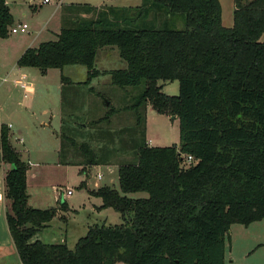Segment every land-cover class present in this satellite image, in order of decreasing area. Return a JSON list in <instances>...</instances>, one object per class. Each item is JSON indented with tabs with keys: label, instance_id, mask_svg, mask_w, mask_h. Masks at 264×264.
<instances>
[{
	"label": "trees",
	"instance_id": "16d2710c",
	"mask_svg": "<svg viewBox=\"0 0 264 264\" xmlns=\"http://www.w3.org/2000/svg\"><path fill=\"white\" fill-rule=\"evenodd\" d=\"M77 9L92 15L62 21L55 41L27 48L16 65L42 74L80 65L88 81L109 75L119 88L144 82L130 107L135 130L145 136L149 105L178 120L179 140L175 146L137 147L134 161L118 165L119 191L105 185L88 190L102 200L100 208H112L123 223L89 227L70 250L65 243L35 239L68 206L60 196L56 208L28 205V165L1 125L0 159L10 166L3 179L4 215L20 263L224 264L231 226L264 220V0H234L231 28L222 25L219 0H142L137 7ZM175 18L183 19L184 29L169 26ZM13 25L9 6L0 0V38H7ZM103 47H115L126 68L99 71L95 61ZM160 80L177 81L178 95L161 93ZM60 81L65 109L63 89L72 82L63 76ZM114 112L95 124H109ZM64 116L61 154L68 151L67 112ZM82 125L68 130L78 135L85 131ZM70 147L81 158L80 174L103 163L99 149L85 141L73 140ZM85 186L82 181L80 188ZM139 192L147 197L127 196Z\"/></svg>",
	"mask_w": 264,
	"mask_h": 264
},
{
	"label": "rangeland",
	"instance_id": "374dc122",
	"mask_svg": "<svg viewBox=\"0 0 264 264\" xmlns=\"http://www.w3.org/2000/svg\"><path fill=\"white\" fill-rule=\"evenodd\" d=\"M56 1L51 0L52 4ZM7 2L15 19L27 24L28 30L26 33L9 34L7 38H0V54L7 52L9 56H12L13 52L18 51L24 45L36 47L38 43L57 39L56 36L47 31H43L34 39L35 31L51 15L52 4L42 7L38 6L36 11H34L31 4L40 3L39 0H7ZM220 3L222 5V25L227 28L229 16L231 19L233 18L234 0H220ZM62 4L61 16L58 17L60 20L64 19V16L66 18L78 15L91 17V13L85 14L77 9V6L91 5L95 8L102 6L127 8L140 6L142 0H62ZM57 19L52 20L48 29H57ZM146 19H143L142 23ZM158 21L161 22V19ZM169 26L173 29L182 30L185 25L183 19L175 18ZM150 27H153V24H150ZM106 53H109V55H106ZM95 64L96 68L101 71L103 69L108 71L126 68V63L119 57L118 50L115 47L99 49ZM86 72V68L80 65H69L62 69H50L45 79L40 81L44 82L46 87L41 91L40 97L34 103V116L36 119L45 120L44 116H40L41 109L48 108L50 112L54 111L61 76L72 82V84H65L63 89L65 98L63 106L65 105V112H67V125L64 131L69 136L64 146L66 147L65 149H68L67 166L56 167L46 163L41 164L44 161L51 162L53 156H55L52 151V141L45 139V142L50 143L51 141V146L43 144L38 139L39 137L34 135L33 129L29 130L27 128V130L22 132V136L26 138H28L27 132L32 135L30 140H28L30 141L28 147L33 151L29 158L32 164L28 166L27 170V193L30 197L28 205L36 209L56 208L58 207L57 197L63 194V200L67 202L69 207L67 212L59 211L60 216L64 217L63 219L58 218L52 223L50 222V226L39 232L35 239H39L43 243H65L70 250H74L76 242L86 235L89 227L94 225L113 226L123 223L119 213L112 208H100L102 200L89 195L85 188H80V183L84 181L85 177L87 178L88 188L107 185L119 191L118 165L134 161L137 147L144 143L149 147H169L177 145L179 140L178 120L171 116L157 114L149 105L145 109V136L143 137L140 132L135 130L134 113L130 107L143 93L145 89L144 82L134 87L119 88L111 83L109 75H100L88 81ZM6 85V83L0 84L3 89ZM157 86L160 92L165 95H178L179 86L177 81L160 80L157 82ZM3 95L4 98H2ZM5 99L6 93H0V106ZM71 103L75 107L73 112L69 106ZM8 104L11 105V102L9 101ZM110 110H115V112L109 124L104 122L95 124L94 120L97 117L103 118ZM5 114L4 111L0 113V120L8 122ZM95 115H97L96 118ZM11 121L13 122L12 119ZM37 121L33 118L28 124H36L39 127V121ZM83 121H88L86 122L87 130L81 131L78 135L68 130L72 125ZM45 129L47 132L48 128ZM15 136L20 137L18 135ZM73 140L85 141L97 151L99 149L98 156L103 163L91 167L86 174L87 176L80 174L77 163L81 158L76 157L72 149H70V143ZM12 144L17 150L24 149L23 145L19 144L14 136ZM103 146L105 148H102ZM34 149L39 151L34 154ZM64 153H67V150ZM26 157L25 155V160L27 159ZM98 174L100 178H98ZM3 184L0 179V191L3 188ZM67 191H71L69 196L66 195ZM127 196L132 199H138L146 198L147 194L139 192L128 194ZM2 205L0 203V226L6 228L5 209ZM224 264H264V220L253 223L250 226L239 224L231 226L228 235L225 237Z\"/></svg>",
	"mask_w": 264,
	"mask_h": 264
},
{
	"label": "crops",
	"instance_id": "0c3cea01",
	"mask_svg": "<svg viewBox=\"0 0 264 264\" xmlns=\"http://www.w3.org/2000/svg\"><path fill=\"white\" fill-rule=\"evenodd\" d=\"M6 4L8 5L7 0H5ZM220 3V0H219ZM52 4V3H51ZM46 5H50V4H46ZM62 0H57L54 4L51 5L52 7V11H51V15L44 21L43 25L38 28L35 31V38L37 36H39L43 31H47V32H51L54 36L57 37L58 33L60 32L61 26H62V20L65 22H70L76 19L77 16H68L66 18V16H64V19L62 18V20H60L58 17H60V10L63 9L62 7ZM9 6V5H8ZM42 7L44 5H41L40 3H34L31 4V7H33V10L36 11L37 7ZM91 6V5H90ZM221 6V10H222V5L220 3ZM233 9H234V4H233ZM11 12V11H10ZM233 12V10H232ZM13 16V21L14 24L16 23H21L19 20L17 21L13 15V13H11ZM82 18H85L86 16L84 15H78ZM221 17H222V13H221ZM57 19L56 21H58L56 27L57 29L55 30H50L48 29L49 24L52 22L53 19ZM223 20V19H222ZM228 24H227V28H231L233 25V18L231 19L229 16L228 19ZM40 42V41H38ZM40 43H38L39 45ZM37 45V46H38ZM33 46V45H31ZM30 45H24L21 47V49H19L16 52L12 53V56H9V53L7 52H3L0 54V84H7L6 87L3 89L0 86V93H6V99L2 101V104L0 106V113L1 112H5V117L6 120L8 122H5L3 120H0V126L1 125H6L7 129H8V134H9V141L11 146L14 148V150L16 152L19 153L20 155V159L25 162L28 166H30L32 163L30 161V157H31V153L33 152L28 146L30 144V138H31V133H28V138L23 137L22 136V132L27 130V128L29 130L34 131V135L36 137H39L38 139L43 143L46 144L48 146H51V141H52V151H53V158L51 162H41V164L46 163L48 165H54L56 167H62V166H67L68 164V151L67 153H62L60 151L61 148V140H60V132H61V127H62V122L65 119V109H63L62 107V99H61V81L59 82V86H58V97H57V101H56V106L54 107V111L50 112V110L48 108H42L41 112H40V116H44L45 120L43 119H36V117L34 116V103L36 101V99H38L40 97L41 91L44 90V88L46 87V84L42 81L43 79H45V77L48 75V71L44 74H42L39 70L34 69V68H19L16 65V62L18 60V58L21 56V54L27 49V48H36V47H31ZM98 53V52H97ZM106 55H109V53ZM96 66V64H95ZM124 69V68H123ZM99 71H101L100 69H98ZM103 71H107L104 70ZM25 75L26 79L24 80L26 87H27V91H24L23 88H21L19 85H17L16 81L22 76ZM3 79H5L6 81H3ZM2 98H4V95L2 96ZM11 102V105L8 104V102ZM1 102V101H0ZM4 104V105H3ZM14 105V106H13ZM71 107H74L73 103H71L70 105ZM64 110V111H63ZM73 110V109H72ZM97 115H95L96 118ZM35 121H39L38 125L36 124H28V122H30L31 120ZM99 118H101L100 116L97 117V119L94 120L97 121L99 120ZM11 119L13 120V122L11 121ZM37 121V122H38ZM89 121V120H88ZM86 121V122H88ZM86 122L83 121L82 122V126L84 128V130H87L86 127ZM79 124V123H78ZM40 128V129H38ZM48 128L47 132L46 129ZM15 135H18L20 137H17ZM15 138V140L19 143L23 145V150H17V148H15L12 144V138ZM46 140H51L50 143L45 142ZM27 145V146H26ZM109 148V147H108ZM36 150L34 149V154ZM25 155L27 156L26 160H25ZM95 167V166H93ZM30 168V167H29ZM110 168H112L110 166ZM10 169V166L5 164L4 162L1 161L0 159V172H1V182L3 184V179L4 176L6 174V172ZM80 169V168H79ZM88 171H90V169H88ZM28 178V175H27ZM87 178L85 177L84 181L86 184V190H95L98 187H94V188H88L87 185ZM107 186V185H105ZM3 191H4V184H3V188L0 191V203L3 204L2 206L5 209L6 206V201L4 199L3 196ZM30 198V197H29ZM58 198L57 197V204H58ZM29 201V200H28ZM66 202V201H65ZM67 203V202H66ZM68 206V204H67ZM69 210V207H68ZM61 214L59 213V211L57 212L56 217L51 221V223L58 218H61L62 216H60ZM263 221V220H261ZM260 222V221H258ZM256 223V222H254ZM253 224V223H251ZM250 224V225H251ZM248 225V226H250ZM50 226V223L48 224L47 227ZM47 227H45L44 229H46ZM43 229V230H44ZM42 231V230H41ZM0 263L1 264H21L15 247L13 245V242L9 236L8 233V229H7V225L6 228H2L0 226Z\"/></svg>",
	"mask_w": 264,
	"mask_h": 264
},
{
	"label": "built area",
	"instance_id": "2783aa9c",
	"mask_svg": "<svg viewBox=\"0 0 264 264\" xmlns=\"http://www.w3.org/2000/svg\"><path fill=\"white\" fill-rule=\"evenodd\" d=\"M41 5H46V4H51V0H39ZM28 30V26L25 23H18V24H14L11 28H10V34H17V33H26ZM26 79L25 75H22L17 81V85H19L21 88H23L24 91H27V87L26 84L24 82V80ZM3 81H6L5 79H3ZM185 158V162L187 164L192 163L193 159L191 156H186ZM98 178H100V175L98 174ZM71 194V191H67L66 195L69 196ZM60 198L63 199V194L60 195Z\"/></svg>",
	"mask_w": 264,
	"mask_h": 264
}]
</instances>
